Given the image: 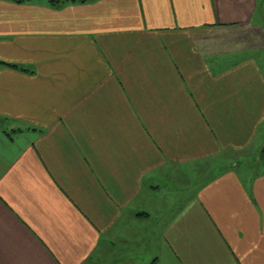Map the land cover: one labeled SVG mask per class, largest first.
<instances>
[{
  "label": "crops",
  "instance_id": "obj_1",
  "mask_svg": "<svg viewBox=\"0 0 264 264\" xmlns=\"http://www.w3.org/2000/svg\"><path fill=\"white\" fill-rule=\"evenodd\" d=\"M0 264H264V0H0Z\"/></svg>",
  "mask_w": 264,
  "mask_h": 264
},
{
  "label": "trees",
  "instance_id": "obj_2",
  "mask_svg": "<svg viewBox=\"0 0 264 264\" xmlns=\"http://www.w3.org/2000/svg\"><path fill=\"white\" fill-rule=\"evenodd\" d=\"M1 1H5V2H9V3H13V4H23L26 2H29L30 0H1ZM89 0H49V4H51V6H59V4H61L62 2H70V3H79V4H84L86 2H88ZM0 65H4V64H0ZM262 158L264 159V147L262 149Z\"/></svg>",
  "mask_w": 264,
  "mask_h": 264
},
{
  "label": "rangeland",
  "instance_id": "obj_3",
  "mask_svg": "<svg viewBox=\"0 0 264 264\" xmlns=\"http://www.w3.org/2000/svg\"><path fill=\"white\" fill-rule=\"evenodd\" d=\"M62 1V0H61ZM261 157H262V153H261ZM263 159V158H262ZM264 160V159H263Z\"/></svg>",
  "mask_w": 264,
  "mask_h": 264
}]
</instances>
